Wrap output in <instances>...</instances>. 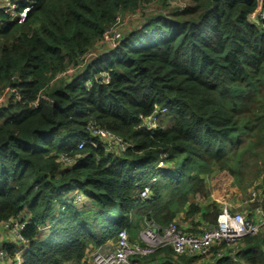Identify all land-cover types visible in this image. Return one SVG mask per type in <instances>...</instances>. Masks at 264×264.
Wrapping results in <instances>:
<instances>
[{
  "label": "trees",
  "instance_id": "obj_1",
  "mask_svg": "<svg viewBox=\"0 0 264 264\" xmlns=\"http://www.w3.org/2000/svg\"><path fill=\"white\" fill-rule=\"evenodd\" d=\"M153 1L36 0L23 23L0 11V97L17 91L0 104V225L25 222L24 264L85 263L90 247L138 224L148 186L144 218L183 228L184 211L215 225L246 188L238 179L264 181V0H192L125 33L127 17ZM116 25L119 44L90 58ZM157 106L167 108L160 126L141 127ZM93 126L126 149H109ZM76 193L90 209L75 207ZM241 243L237 253L221 243L206 255L155 254L166 252L159 264H264L261 235Z\"/></svg>",
  "mask_w": 264,
  "mask_h": 264
},
{
  "label": "built area",
  "instance_id": "obj_2",
  "mask_svg": "<svg viewBox=\"0 0 264 264\" xmlns=\"http://www.w3.org/2000/svg\"><path fill=\"white\" fill-rule=\"evenodd\" d=\"M3 0L4 8H8L9 15L12 19H17L19 23L27 20L28 14L34 8L36 0ZM13 4L9 7V5ZM20 7H24L20 10ZM183 6L182 9H185ZM131 16H128V20ZM3 28V23L0 21V29ZM122 34L119 28L116 27L106 32L104 35V42L110 46L116 47L121 40ZM95 52L89 57L97 56ZM87 57L84 61L89 58ZM83 62V64L85 63ZM74 69H70L67 73L72 74ZM17 91L14 89L8 90L2 96L6 101L10 94ZM1 98V97H0ZM20 99V95H18ZM3 101V102H4ZM7 102V101H6ZM5 103V102H4ZM34 106L38 105V101L34 102ZM167 112V108L157 106L153 113L148 117H142L141 127L152 130L160 126L163 114ZM92 133L95 136L101 137L109 142V144L116 145L118 148L125 150L127 145L124 140L116 134L101 128L92 127ZM163 162L159 166H163ZM264 185L262 186L261 199L258 204L252 209L250 214L242 211L230 212L227 208H223L217 217V222L211 227L202 228L199 233H188L184 228H181L175 221L168 225H160L151 218L147 217L145 226H143L138 233V240L141 244L131 241L128 226L121 229L114 242L109 244L113 247L88 249L86 262L83 264H146L142 261L145 257L154 255L157 251L163 248H171L174 253L182 254H197L206 255L212 249L221 243L231 248L234 253L241 250V241L249 236L261 235L263 237L264 246ZM151 199V189L146 187L140 192L139 202ZM25 222L20 220H12L5 223L3 227L13 236L16 242L21 244L27 241L21 234L25 228ZM158 231V232H157ZM224 252H219V256H223ZM0 259H13L14 264H24V257L21 252L9 255L8 251L0 248Z\"/></svg>",
  "mask_w": 264,
  "mask_h": 264
},
{
  "label": "rangeland",
  "instance_id": "obj_3",
  "mask_svg": "<svg viewBox=\"0 0 264 264\" xmlns=\"http://www.w3.org/2000/svg\"><path fill=\"white\" fill-rule=\"evenodd\" d=\"M166 4V5H165ZM13 4H11V5H9V7L10 6H12ZM189 5H192V0H154L153 2H151L150 4H148L147 6H144L143 8H141V9H139L137 12H139V14H137V15H133L131 18H129L127 21H125V23H124V25L123 26H125L126 24H128L129 22H131V21H134V20H136V21H139V20H142V19H144L145 18V20H146V18H148L152 13H155V12H159V11H165V12H168V11H176V10H178V9H182V7L183 6H189ZM0 11H2L4 14H6V15H9V12H8V8H4L3 7V1L2 0H0ZM122 26V27H123ZM104 45H108V44H104ZM111 49L112 48H115V47H113V46H110V45H108ZM117 46V45H116ZM96 54H100V52L99 51H96L95 52ZM5 99L3 98L2 99V97L0 98V104L4 101ZM164 115V114H163ZM163 117V116H162ZM162 119V118H161ZM169 122H167V123H164L163 125H167ZM108 148L109 149H114L113 151H119L118 150V146H116V145H112V144H109L108 143ZM73 162V161H72ZM164 163V162H163ZM165 166V164H163V166L162 167H164ZM159 168V167H158ZM246 177H244V179H243V181L242 182H240V179H238V181H239V183H241V184H243L244 186H246V188L245 189H242V190H239V191H237V190H234V192H231V196H233V198L234 197H236V198H239V199H236V200H239L240 202H245V200H246V198H252L255 194H258V192L259 191H257V182H258V180H261L262 178H263V176H262V174L259 176V177H253L252 175H249V174H247V175H245ZM75 191H77V190H75ZM74 191V192H75ZM152 194V193H151ZM264 194V193H263ZM214 195V194H213ZM213 197H214V199H213ZM75 201H76V204H78V205H76L75 207L79 210V211H87V210H85V209H83L82 207H81V205L83 204V203H80V202H82L85 198H84V196L83 195H81L80 193H76V195H75ZM215 198H216V196L214 195V196H212L211 195V200H213V201H215ZM204 199H202V200H196V199H194V201L192 202V203H197V204H199V206H203V204H205V201H203ZM74 206V205H73ZM147 204L145 203V201H140V205L138 206V207H140V208H138V207H136L135 209H134V211H133V213H134V215L136 214V216H137V219H135V221L136 222H138V224H139V227H138V224H133L132 225V232H133V235L131 236V238H132V240L133 241H138V233H139V230L143 227V226H145V223L147 222V220H149V219H146V220H144V221H142L143 220V218H144V216H145V214H146V209H147ZM238 207V206H237ZM230 212H232V210L231 209H228ZM238 209L236 208V209H234L233 211H237ZM185 212V211H184ZM183 213V212H182ZM64 214H66L65 212H64ZM89 214V213H88ZM181 218H183V219H185V220H188V218L187 217H181ZM67 219H68V215H65V216H62V218H60V220H59V222H58V226L60 227V228H62L64 225H65V222H67ZM140 219H142V220H140ZM151 220H153V218H151ZM155 220V219H154ZM189 220H191V219H189ZM193 220H194V218H193ZM142 221V222H141ZM156 221V220H155ZM179 223L180 224H183V222H182V220L181 219H179ZM182 226V225H181ZM213 226V225H212ZM183 227V226H182ZM188 231H191V230H188ZM116 234L114 235V239L113 240H115L116 239V237H117V234L119 233V232H115ZM110 242H114V241H108L107 243L105 242L103 245H101V248H105V247H107V248H109V247H113V245H111V244H109ZM98 248V247H97ZM213 257H205L203 260H201L198 264H214V261H213V259H212Z\"/></svg>",
  "mask_w": 264,
  "mask_h": 264
},
{
  "label": "crops",
  "instance_id": "obj_4",
  "mask_svg": "<svg viewBox=\"0 0 264 264\" xmlns=\"http://www.w3.org/2000/svg\"><path fill=\"white\" fill-rule=\"evenodd\" d=\"M3 6H4V4H3ZM142 22H143V19L139 20V21L134 20V21L129 22L126 25L125 33L132 31L135 28H138ZM107 50H111V48L108 45H104V47L98 49V51L100 53H103ZM263 185H264V181L258 180V182H257V186H258L257 191H259L258 194H255L252 198H246L245 202H240L239 200H236L239 198H236V197L233 198V196H234L233 195V196H231L230 199H228L227 201H225L221 204V208L222 209L223 208L231 209L232 212H234L233 210L237 208L238 209L237 211H242V212H245L247 214H250L252 212V209L256 206L255 204H258L259 199H261V193H262V186ZM213 199H214V197H213ZM84 201H85V199H84ZM212 201L213 200H211V197H210V202H212ZM203 205H205V204H203ZM251 205L253 207H251ZM83 206H85V208H84L85 210H88L91 208V205H89L88 203H86V204L83 203ZM24 212H25L24 214L28 215L27 211H24ZM181 217H186V213L185 212L181 213L178 217V221ZM144 220H145V218L142 221H144ZM181 220H182L183 224H180V225H182L183 228L188 233H199L202 228L211 227L212 225H214V224H210V223H207L206 221H204L202 216H195L194 220H193V218L191 220H189V219L188 220L181 219ZM53 226L54 225H51L49 222L46 223L45 226L41 225L39 228L38 238L40 240L48 239L52 234ZM138 227H139V224H138ZM131 229L132 228L130 227V230H129L130 236L133 235V232ZM188 230H191V231H188ZM111 240L112 239H109L108 241H111ZM14 243H17V242L15 241L13 236L11 234H9L2 225H0V248L4 244H14ZM17 246L23 248L22 254H23V251L25 253L29 247L28 244H23V245L18 244ZM166 256H167L166 252H161V253L152 255V257L150 256V258L147 257V258L143 259V261L144 262L146 261L149 264H159L163 260V258ZM0 264H14V260L13 259H4V260L0 259ZM65 264H74V263L68 262Z\"/></svg>",
  "mask_w": 264,
  "mask_h": 264
},
{
  "label": "bare ground",
  "instance_id": "obj_5",
  "mask_svg": "<svg viewBox=\"0 0 264 264\" xmlns=\"http://www.w3.org/2000/svg\"><path fill=\"white\" fill-rule=\"evenodd\" d=\"M23 8H24V7H20L19 9H20V10H23ZM154 129H156V128H154ZM154 129H153V130H154ZM153 220H154V219H153ZM154 221H155V220H154ZM155 222L158 223L157 221H155ZM145 224H146V223H145ZM158 224H160V223H158ZM160 225H162V224H160ZM157 232H158V231H157ZM131 241H133L132 238H131ZM133 242L138 243V244H141L139 240H138V241H133Z\"/></svg>",
  "mask_w": 264,
  "mask_h": 264
}]
</instances>
